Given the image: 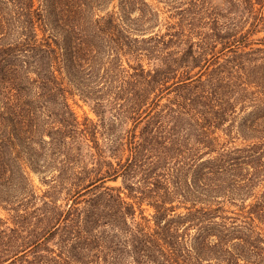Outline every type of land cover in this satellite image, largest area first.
Returning <instances> with one entry per match:
<instances>
[{
    "label": "trees",
    "instance_id": "16d2710c",
    "mask_svg": "<svg viewBox=\"0 0 264 264\" xmlns=\"http://www.w3.org/2000/svg\"><path fill=\"white\" fill-rule=\"evenodd\" d=\"M157 2L0 0V264H264V0Z\"/></svg>",
    "mask_w": 264,
    "mask_h": 264
},
{
    "label": "rangeland",
    "instance_id": "374dc122",
    "mask_svg": "<svg viewBox=\"0 0 264 264\" xmlns=\"http://www.w3.org/2000/svg\"><path fill=\"white\" fill-rule=\"evenodd\" d=\"M147 2L154 7H157L160 10L159 21L157 24H158L159 28L163 31L165 29L164 24L168 21L166 16L169 15V12H170L169 7H166L162 3H158L157 0H147ZM263 15H264V10H263ZM251 38H264V22H263V25L260 27L259 31L256 32L254 35H252ZM258 45H260V43L254 44L253 46L256 47ZM123 66L126 67L127 63L123 62ZM169 98H172V93L169 94L168 91H166V93H164L162 98L160 99V104L167 102L168 101L167 99H169ZM68 103H69L72 111L75 113V115L79 121H82L85 117H87V118L91 119L93 122H97V120H98L97 116L91 110V106L88 103L84 102L82 99H80L77 95L69 96L68 97ZM107 112L108 111H106V113ZM107 115H110V114L107 113L106 116ZM104 120L106 122V119H104ZM29 176H30V179H31L34 187H35L36 193H41L42 190L45 189V185H43L40 181L41 175H37L31 171V172H29ZM105 184L118 186V185H120V179L118 178L116 181H107V182H105ZM142 208H143V214L146 215L147 217H149L150 214L152 213V208L147 204H143ZM229 210L234 211V206H231ZM229 215H232V214L229 213ZM0 217L2 219L8 217V213L2 207H0Z\"/></svg>",
    "mask_w": 264,
    "mask_h": 264
}]
</instances>
